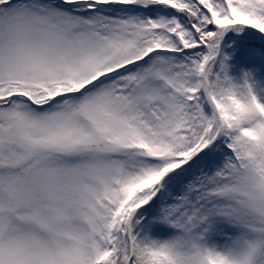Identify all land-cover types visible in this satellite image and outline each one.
Instances as JSON below:
<instances>
[{"label":"snow or ice","instance_id":"1","mask_svg":"<svg viewBox=\"0 0 264 264\" xmlns=\"http://www.w3.org/2000/svg\"><path fill=\"white\" fill-rule=\"evenodd\" d=\"M0 264H264V0H0Z\"/></svg>","mask_w":264,"mask_h":264}]
</instances>
